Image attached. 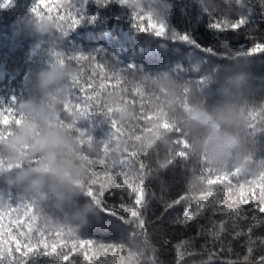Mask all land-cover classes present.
Instances as JSON below:
<instances>
[{"label":"snow or ice","instance_id":"1","mask_svg":"<svg viewBox=\"0 0 264 264\" xmlns=\"http://www.w3.org/2000/svg\"><path fill=\"white\" fill-rule=\"evenodd\" d=\"M12 3L13 0H3L0 8H7ZM168 3L171 9L162 21L157 22L150 15L136 14L127 7L126 0H37L33 14L55 17L64 28L60 38L67 40L63 47L42 48L41 54L50 58L51 66L67 64L79 72L56 118L60 127L77 137L82 149L81 159L88 169L84 194L96 204L100 213L119 220L121 224H133L135 230L126 236L128 243L82 238L70 227L57 224L53 219L55 214L41 208L39 200L28 199L0 187V264H40L41 258H48L44 264H65V261L68 264H159L156 256L159 249L152 243L146 227L148 205L155 193L146 182L154 171L166 170L169 166L190 170L191 178L187 190L178 197L164 200L161 195L163 211L158 219H163L165 213L183 202L182 211L172 222L187 229L195 221L192 226L197 229L194 235L173 244L175 264L198 254L204 258L190 264H214L215 260L224 264L219 254L231 253V240L242 236L247 241L243 264H264V237H253V229L264 224V215H258L264 214V175H242L239 168L215 170L210 167L206 156L192 155V145L179 125V116L169 118L160 93L152 83L157 74L170 70L182 86V111H190L197 99L201 103H210V79L222 74L241 57L264 53V31H258L259 26L251 18L250 0L248 3L235 0L238 9L245 11L234 19L223 13L214 17L210 9L215 10L216 6L209 0H199L200 10L195 14L189 11L191 0H182V3L168 0ZM226 3L231 4L232 0H226ZM259 4L264 9V0H259ZM93 5L98 9L116 6L131 21L137 33L163 38L172 45L180 42L190 46L191 50L184 56L178 47H171L167 62L158 71H146L137 64L126 68L118 63L108 64L98 59V54H86L69 38L84 23H95L100 18L99 14L88 15ZM177 7L180 11L178 17L173 12ZM204 15L208 17L205 28L211 34L208 44L197 42L193 36L194 23H199ZM174 17L177 24L172 23ZM181 24L184 25L183 32L178 30ZM254 32L258 34L253 35ZM166 42L162 44L169 45ZM225 43L231 52L219 51ZM86 72L89 75H85ZM129 89L139 97L138 100L128 97ZM193 92H196V98ZM114 93L121 97V104L115 107L104 102L106 96ZM18 104L14 95L11 104L0 100V143L7 141L14 128L25 119L18 111ZM123 107H131L135 111L138 124L126 125L116 118L115 113ZM97 115L103 116L111 128L103 140L97 139L91 128L84 130L82 127L85 121H91ZM248 119L245 138L250 149L249 158L253 163L264 165V104L258 107L250 105ZM157 127L175 134L174 147L171 152L164 151L170 157L167 165L161 167L159 163V168L153 169L142 159L149 155V150L136 145L145 133H151ZM122 137L133 144L131 150L123 153L115 148ZM94 151L97 153L95 156L91 154ZM155 155L160 161L159 149ZM27 163L33 165L39 161ZM5 164L6 158L0 152V167ZM97 185L98 188L94 187ZM111 189L127 194L129 202H121L119 208L132 219L119 215L116 205L108 204L104 199L105 193ZM164 190L162 181V193ZM120 200H124L123 195ZM113 227L119 228L120 225L113 224ZM198 240L202 241L199 249ZM257 241L260 254L254 256ZM161 243L167 245L171 241L164 237ZM124 250L127 251L126 256L117 255ZM146 251L151 255L146 256ZM74 253H80L79 260L69 259ZM226 264H241V261L237 257Z\"/></svg>","mask_w":264,"mask_h":264},{"label":"clouds","instance_id":"2","mask_svg":"<svg viewBox=\"0 0 264 264\" xmlns=\"http://www.w3.org/2000/svg\"><path fill=\"white\" fill-rule=\"evenodd\" d=\"M127 7L138 15H150L160 22L171 9L168 0H126ZM66 6V5H65ZM63 25L47 15L32 14L27 20L18 22L14 37L27 34L43 41L48 48L61 47L64 41L60 33ZM229 52L230 46L223 45ZM252 61L244 56L227 67L222 74L212 77L209 88L210 103L197 99L190 111L181 110L182 86L170 70L157 74L153 86L160 93L161 102L169 114L179 116V125L187 134L192 145V155L206 156L211 168L227 171L239 168L242 175H264V165L253 163L245 134L248 131L250 98L257 91H264V77L251 71ZM79 75L78 69L67 64H55L35 74L29 83L45 99L41 102L33 97L19 102L18 111L25 119L14 128L13 135L0 143V152L6 158L0 167V182L10 192H18L28 199H37L43 209L55 214L57 224L70 227L76 234L91 226V218H100V210L85 196L88 169L82 161V149L77 137L59 126L57 112L64 104ZM196 98V92H193ZM109 106L121 104L119 94L105 97ZM116 118L126 125L138 124L135 111L123 107L115 113ZM137 147L148 150L173 149V133L155 128L145 133ZM117 151L131 150L133 144L122 137L116 144ZM165 155L159 162L161 167L168 163ZM39 161L29 165L27 161Z\"/></svg>","mask_w":264,"mask_h":264},{"label":"trees","instance_id":"3","mask_svg":"<svg viewBox=\"0 0 264 264\" xmlns=\"http://www.w3.org/2000/svg\"><path fill=\"white\" fill-rule=\"evenodd\" d=\"M245 2L248 3L249 0H245ZM0 3H3V0H0ZM178 3H182V0H178ZM209 3L216 6L215 10L210 9L214 17H219L223 13L229 19H234L241 11H245L238 9L235 0H232L231 4L226 3V0H209ZM250 3L251 18L254 24L259 26L258 31H264V14H262L264 13V9L261 8L259 0H250ZM36 4L37 0H13V3L7 8H0V100H3L5 104H11V97L13 95L16 96L18 103L33 97L39 99L41 102L45 99L36 92L29 82L34 80L35 74L40 70L51 66L50 58L43 56L40 51L42 48L47 47V45L37 38L29 37L27 34L21 35L19 38L13 35L18 22L27 20L33 14L32 9ZM191 4L192 8L189 10L190 12L195 14L200 10L199 0H191ZM173 12L176 17L180 16L178 7L174 8ZM97 14H99L100 18L95 23H84L72 33L69 40L86 54H98V59L108 64L118 63L121 67L125 68L130 64H137L142 66L146 71H158L167 62L171 47H178L184 56L191 50L190 46L180 42L172 45L170 41L166 42L163 38L137 33L131 21L116 6L109 9H98L93 5L89 9L88 15L93 16ZM207 20V15H204L199 23H194L195 30L193 36L201 44L211 42V34L205 28ZM172 23L177 24L175 17ZM183 29L184 25H178L179 31L183 32ZM256 34L258 32L253 33V35ZM241 40H243V37H241ZM162 42H166L169 45L162 44ZM66 44L67 40L64 41L61 47ZM219 51L224 52L228 50L221 47ZM250 59L252 61L251 71L257 77H264V53H257L255 56L250 57ZM85 75H89V73L86 72ZM109 87H111V84H109ZM128 97L139 99V97H135L131 89H129ZM261 104H264V91H257L250 98V105L258 107ZM82 127L84 130L91 128L94 136L101 140L106 139L111 132L109 123L101 115L95 116L91 121H85ZM155 151L149 150V155L142 157V159H145L153 169H158L159 162L164 158L165 153L164 150H160V161H158ZM91 154L93 156L97 155L95 151ZM113 172H115V169H113ZM190 178V170L179 166L175 168L169 166L166 170L160 169L158 172L154 171L146 182L155 193V196L148 205L146 227L148 228L152 243L156 244L159 249L156 253L159 264H175V249L173 248V244L190 235H194L197 231L196 227L192 226L195 225V221L187 229L172 222L176 215L182 211L183 202L181 205L165 213L163 219H158V216L163 211L160 199L161 195L164 200L178 197L182 192L187 190ZM162 181L165 186L163 193L161 191ZM0 187H4L2 182H0ZM94 187L98 188V185ZM121 195L124 196L123 201L120 200ZM104 199L108 204L116 205L119 215H123L126 219H132L128 213L123 212L119 208L121 202H129V197L126 193L118 189H111L105 193ZM87 200V197L81 196L78 203L82 206ZM44 210L52 213L50 210ZM218 218L219 216H217ZM53 219L55 221V215ZM247 223L244 222V224ZM113 224H119L120 227L115 228ZM15 230L13 228V231ZM133 230H135L133 224L124 225L119 220L100 213L99 220L91 218V226L84 229L80 235L82 238L93 239L98 242L128 243L126 236ZM164 237L168 238L171 243L163 245L161 240ZM253 237H264V224H260L253 229ZM201 243V240L197 241V249H199ZM246 244V238L243 236L231 240L233 251L231 253L221 252L219 254L223 258L224 264L227 261L237 259V257L240 258L241 264H243L242 257L247 254ZM258 245L259 241H257V246L254 247V256L260 254ZM117 255L126 256L127 251L118 252ZM145 255L150 256L151 252L146 251ZM202 258L204 257L199 254L193 257H186L185 261L181 262V264H190L193 260L199 262ZM47 259L41 258L40 264H44V261ZM69 259L79 260L80 253H74ZM65 264H68V262L65 261ZM214 264H221V261L215 260Z\"/></svg>","mask_w":264,"mask_h":264},{"label":"rangeland","instance_id":"4","mask_svg":"<svg viewBox=\"0 0 264 264\" xmlns=\"http://www.w3.org/2000/svg\"><path fill=\"white\" fill-rule=\"evenodd\" d=\"M152 56V55H151Z\"/></svg>","mask_w":264,"mask_h":264}]
</instances>
